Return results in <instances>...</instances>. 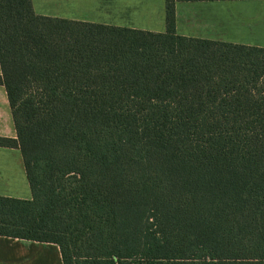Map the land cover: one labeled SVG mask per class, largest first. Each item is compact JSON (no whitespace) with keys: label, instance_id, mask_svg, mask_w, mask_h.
<instances>
[{"label":"trees","instance_id":"16d2710c","mask_svg":"<svg viewBox=\"0 0 264 264\" xmlns=\"http://www.w3.org/2000/svg\"><path fill=\"white\" fill-rule=\"evenodd\" d=\"M0 0V84L32 197L0 236L62 264H264V47ZM193 1V0H189Z\"/></svg>","mask_w":264,"mask_h":264},{"label":"crops","instance_id":"0c3cea01","mask_svg":"<svg viewBox=\"0 0 264 264\" xmlns=\"http://www.w3.org/2000/svg\"><path fill=\"white\" fill-rule=\"evenodd\" d=\"M219 1L259 4L261 9L254 13L258 14L259 19L255 18V15L253 18L249 17L243 10L232 14L234 18L239 15L234 24H238L240 28L246 31L259 28L260 41L212 39L264 47V0L175 1V23L179 22L181 8ZM31 2L34 12L40 15L152 31L165 29L166 0H31ZM184 13L188 15L186 10ZM250 22L253 23L251 28L247 25ZM0 137H16L11 108L2 84H0ZM0 196L19 199L32 197L22 154L17 147L0 145ZM0 264H62V259L55 243L0 236Z\"/></svg>","mask_w":264,"mask_h":264},{"label":"rangeland","instance_id":"374dc122","mask_svg":"<svg viewBox=\"0 0 264 264\" xmlns=\"http://www.w3.org/2000/svg\"><path fill=\"white\" fill-rule=\"evenodd\" d=\"M260 9L259 4L229 1L212 2L208 5H194L186 9L181 8L180 11L182 13H180L178 24L174 21L175 31L187 35L225 40L260 41L259 28L250 29V31L240 28L238 24H234V21L238 20L239 15L234 18V14H232L243 10L249 17L253 18L255 15V18H258V14L254 13ZM184 10H186L188 15L184 13ZM247 25L251 28L253 23L250 22Z\"/></svg>","mask_w":264,"mask_h":264}]
</instances>
